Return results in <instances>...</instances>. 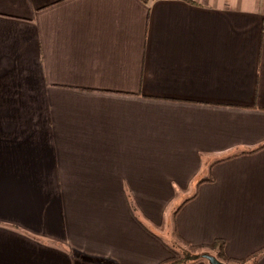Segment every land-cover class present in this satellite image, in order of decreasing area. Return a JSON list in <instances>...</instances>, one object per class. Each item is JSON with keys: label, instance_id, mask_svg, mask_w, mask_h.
I'll return each mask as SVG.
<instances>
[{"label": "crops", "instance_id": "obj_1", "mask_svg": "<svg viewBox=\"0 0 264 264\" xmlns=\"http://www.w3.org/2000/svg\"><path fill=\"white\" fill-rule=\"evenodd\" d=\"M172 221L264 264V0H0V264H162Z\"/></svg>", "mask_w": 264, "mask_h": 264}, {"label": "trees", "instance_id": "obj_2", "mask_svg": "<svg viewBox=\"0 0 264 264\" xmlns=\"http://www.w3.org/2000/svg\"><path fill=\"white\" fill-rule=\"evenodd\" d=\"M226 242L223 239L216 240L213 244L209 246H197L193 245L187 241H184L180 247V251H174V257L163 262L162 264H195L200 261H205L208 264L210 262L204 257L205 254H210L218 258L225 263H236L244 264L255 258L257 255L252 254L246 259L237 260L230 258L225 253Z\"/></svg>", "mask_w": 264, "mask_h": 264}, {"label": "rangeland", "instance_id": "obj_3", "mask_svg": "<svg viewBox=\"0 0 264 264\" xmlns=\"http://www.w3.org/2000/svg\"><path fill=\"white\" fill-rule=\"evenodd\" d=\"M172 223V224H171ZM167 233H165V237L166 238V241L169 243V247L174 250V251H180V247L179 246H182V242L180 241H177L175 235H174V221L168 223L167 225Z\"/></svg>", "mask_w": 264, "mask_h": 264}, {"label": "water", "instance_id": "obj_4", "mask_svg": "<svg viewBox=\"0 0 264 264\" xmlns=\"http://www.w3.org/2000/svg\"><path fill=\"white\" fill-rule=\"evenodd\" d=\"M204 257L210 262V264H228L210 254H205Z\"/></svg>", "mask_w": 264, "mask_h": 264}]
</instances>
